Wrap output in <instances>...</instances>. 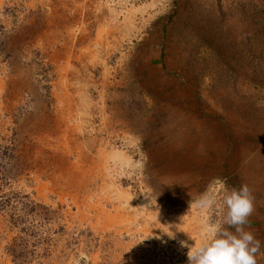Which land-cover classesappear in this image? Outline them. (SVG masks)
Here are the masks:
<instances>
[{
	"label": "rangeland",
	"instance_id": "rangeland-1",
	"mask_svg": "<svg viewBox=\"0 0 264 264\" xmlns=\"http://www.w3.org/2000/svg\"><path fill=\"white\" fill-rule=\"evenodd\" d=\"M221 181L264 264V0H0V264L194 251Z\"/></svg>",
	"mask_w": 264,
	"mask_h": 264
},
{
	"label": "clouds",
	"instance_id": "clouds-1",
	"mask_svg": "<svg viewBox=\"0 0 264 264\" xmlns=\"http://www.w3.org/2000/svg\"><path fill=\"white\" fill-rule=\"evenodd\" d=\"M218 194L223 197L226 212L222 224L227 227L206 225L202 230L206 242L194 251V246L190 248L189 264H257L261 242L246 230L250 223L248 218L254 211L250 188L244 184L229 190L221 181L215 190L201 194L195 206L205 212L214 209ZM229 228L235 231H229ZM77 264L80 262L77 261Z\"/></svg>",
	"mask_w": 264,
	"mask_h": 264
},
{
	"label": "built area",
	"instance_id": "built-area-1",
	"mask_svg": "<svg viewBox=\"0 0 264 264\" xmlns=\"http://www.w3.org/2000/svg\"><path fill=\"white\" fill-rule=\"evenodd\" d=\"M139 1L133 0V3ZM141 239L143 246L139 253L149 264H189L190 245L182 236L143 235Z\"/></svg>",
	"mask_w": 264,
	"mask_h": 264
}]
</instances>
